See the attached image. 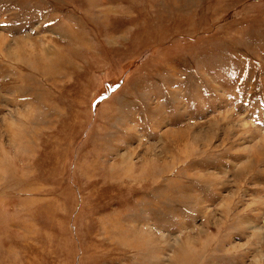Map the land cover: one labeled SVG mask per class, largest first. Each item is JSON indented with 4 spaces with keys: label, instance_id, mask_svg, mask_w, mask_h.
Returning a JSON list of instances; mask_svg holds the SVG:
<instances>
[{
    "label": "rangeland",
    "instance_id": "obj_1",
    "mask_svg": "<svg viewBox=\"0 0 264 264\" xmlns=\"http://www.w3.org/2000/svg\"><path fill=\"white\" fill-rule=\"evenodd\" d=\"M0 264H264V0H0Z\"/></svg>",
    "mask_w": 264,
    "mask_h": 264
}]
</instances>
